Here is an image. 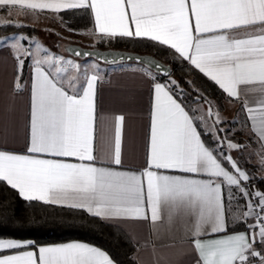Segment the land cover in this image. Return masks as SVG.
I'll use <instances>...</instances> for the list:
<instances>
[{"label": "snow or ice", "instance_id": "obj_1", "mask_svg": "<svg viewBox=\"0 0 264 264\" xmlns=\"http://www.w3.org/2000/svg\"><path fill=\"white\" fill-rule=\"evenodd\" d=\"M0 11V33H5L0 48L9 50L18 72L26 61L31 72L29 142L23 153L0 150V183L29 205L79 210L113 226L150 220L155 232L158 221L171 225L179 218L184 238L192 240L199 256L196 264H264V189L231 155L242 146L229 138L235 134L223 127L214 99L191 80L181 83L152 58L70 47L73 57L92 63L65 59L34 33L21 31L27 24L11 19L54 20L71 34L93 37L96 44L119 39L166 46L173 66L214 82L228 103L242 102L240 112L247 113L259 141L258 168L264 170V0H0ZM64 13L87 17L89 27H69ZM100 57L108 64L136 61L139 67L131 70L149 84L142 171L112 167L122 162L125 117L97 114ZM185 84L192 90L188 95ZM254 91L260 94L258 110L248 103ZM113 123L114 151L108 135ZM0 264L115 262L85 242L40 245L0 234Z\"/></svg>", "mask_w": 264, "mask_h": 264}, {"label": "crops", "instance_id": "obj_2", "mask_svg": "<svg viewBox=\"0 0 264 264\" xmlns=\"http://www.w3.org/2000/svg\"><path fill=\"white\" fill-rule=\"evenodd\" d=\"M25 63L26 76L23 83H20V72L23 69L18 72L9 50L6 47L0 48V150L13 153L25 152L29 142L31 72L27 61ZM85 63L91 64H81ZM99 67L103 69V73L96 86L97 114L106 112L122 114L125 117L122 126V162L121 165L112 167L117 170L142 171L146 166L150 124L149 84L141 73L131 70L133 67H139V64H100ZM17 82L20 84L19 91L16 88ZM249 87L257 88L258 85ZM259 99L258 91L248 93L249 106L256 110L259 109ZM225 106L234 110L238 107L240 110L242 102L230 104L226 99ZM242 114L246 126L259 145L258 138L251 132V121L247 119V113ZM108 135L114 151V123L110 126ZM117 227L122 229L136 246L133 257L137 264H196L199 260L192 240L184 238L185 229L179 218L171 225L166 220L158 221L155 232L150 220L121 221ZM238 230H243L242 226H238Z\"/></svg>", "mask_w": 264, "mask_h": 264}, {"label": "trees", "instance_id": "obj_3", "mask_svg": "<svg viewBox=\"0 0 264 264\" xmlns=\"http://www.w3.org/2000/svg\"><path fill=\"white\" fill-rule=\"evenodd\" d=\"M2 12V11H0ZM66 19H70L69 27L85 29L89 27L87 17L71 13H64ZM12 30H9V33ZM24 33H36L37 29L28 26L22 29ZM5 33H0L3 35ZM103 49H125L138 53L151 54L162 62L170 65L174 78L183 83L184 80L193 81L201 88L205 95L214 99L219 106V110L224 109L226 98L222 99L218 86L214 82L208 81L202 74H186L182 70V65L173 66L171 56L166 54V46L154 47L151 42H131L128 40H117L110 44H97ZM26 76V63L20 72V83H23ZM185 95L192 90L185 84ZM192 93V96H195ZM256 187L264 189V181L256 178ZM0 234L18 239H31L37 244H56L69 241H83L95 245L104 250L116 264H137L133 254L136 246L129 239L126 233L117 226L102 222L98 219L87 218L86 214L79 210H70L66 207L55 205H44L42 203H32L23 201L18 194L0 184Z\"/></svg>", "mask_w": 264, "mask_h": 264}, {"label": "rangeland", "instance_id": "obj_4", "mask_svg": "<svg viewBox=\"0 0 264 264\" xmlns=\"http://www.w3.org/2000/svg\"><path fill=\"white\" fill-rule=\"evenodd\" d=\"M4 13L0 12V16H3ZM11 19H14L17 22L27 24L28 26H33L38 32L35 33L38 41L46 46L53 54L61 55L65 59H76L69 56L66 52V47L69 44H79L84 47H97V44L94 41V38L86 35H75L66 31L61 25L50 19L40 18L38 22H35L32 16H14ZM58 34V35H57ZM63 37V39H60ZM77 62H88L92 63V60L89 59H76ZM98 65L102 64L96 61ZM207 107V106H205ZM221 116L225 121L223 127L228 130L230 129L234 136H230V139H233L239 145L242 146L240 151H232L231 155L237 159L240 163V166L245 168L246 171L253 174L255 178H260L264 175V170L258 168L259 164V145L257 140L252 136L248 127L246 126L244 116L242 112L236 107L228 108L224 107L223 110H220ZM240 121L236 123L235 127L232 126V121Z\"/></svg>", "mask_w": 264, "mask_h": 264}, {"label": "water", "instance_id": "obj_5", "mask_svg": "<svg viewBox=\"0 0 264 264\" xmlns=\"http://www.w3.org/2000/svg\"><path fill=\"white\" fill-rule=\"evenodd\" d=\"M70 47L71 48H74V49H76V50H78L80 52H84V51L101 52V53L119 52V53L125 54L126 56L127 55H131V56H138L140 58L148 57V58H152V59L157 60L159 63L164 64L165 66H168L170 68V70L172 71L170 65L162 62L158 58L154 57L151 54H147V53H138V52H133V51L125 50V49H111V48H109V49H103V48H98V47H84V46H81L79 44H69L66 47V52L71 57H73L71 51H67ZM73 58H76V59H85V57H83V56H81V57H73ZM108 59L111 60L112 57L109 56ZM96 61H98V62H100L102 64H106V65H117V64H124V63H136V64H138L136 61L131 60V59L117 60L114 64H108V63H106L104 61L103 57L96 58ZM152 71H155V69L153 68Z\"/></svg>", "mask_w": 264, "mask_h": 264}]
</instances>
